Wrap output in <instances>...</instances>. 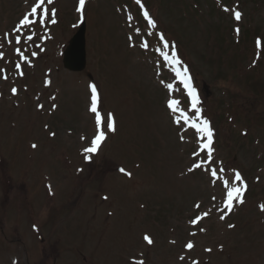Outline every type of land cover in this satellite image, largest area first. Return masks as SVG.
<instances>
[{
  "label": "rangeland",
  "instance_id": "obj_1",
  "mask_svg": "<svg viewBox=\"0 0 264 264\" xmlns=\"http://www.w3.org/2000/svg\"><path fill=\"white\" fill-rule=\"evenodd\" d=\"M141 1L85 0L82 18L79 0H54L55 23L38 11L17 32L37 0H0V264H264V0ZM82 21L86 68L70 71L63 52ZM161 34L190 71L199 114ZM93 84L116 130L86 153ZM203 120L211 159L191 127ZM225 180L243 190L231 212Z\"/></svg>",
  "mask_w": 264,
  "mask_h": 264
},
{
  "label": "snow or ice",
  "instance_id": "obj_2",
  "mask_svg": "<svg viewBox=\"0 0 264 264\" xmlns=\"http://www.w3.org/2000/svg\"><path fill=\"white\" fill-rule=\"evenodd\" d=\"M135 2L138 5H140L141 8H143V4L141 3V0H135ZM53 3H54V0H37L35 5L31 7L30 11L20 20L19 27L16 29V31L19 32L20 27H27L31 24L36 23L37 21L31 20L30 17L36 16L38 14V11L40 13V19L38 21L39 23L43 24V23H45L46 20H51L52 23H55L56 22L55 21V16H56L55 8H49V7L45 6L46 4L52 5ZM77 11L81 13L82 18H83V14L85 11V0H79V6L77 8ZM225 11H228V9L225 8ZM234 15H235V19L237 21H239L241 19L242 14L239 11H236ZM143 16L147 20L148 25L150 27H152V28L156 27V21L149 15L147 10H145L143 12ZM236 31L239 32V29H237ZM8 35H9L8 33H5L6 39H7ZM27 39L29 41H31L33 39V37L30 35L27 37ZM160 40L163 41V47H165V48L169 47V42L164 39L163 34L160 35ZM15 42L17 44H19L21 42V38L19 35H16ZM9 43H11L10 40H9ZM257 45L260 46L259 40L257 41ZM143 47L147 48L148 45L145 43V44H143ZM172 48H173L172 57H171V59L168 60V62L171 63L172 65H174V71H175L176 77L179 78V81L183 85V88L187 91V96L191 98L192 109L194 110L195 113L199 114L200 108L197 107V105L199 104V98H198L196 89L192 85L191 76L188 73L187 67H184L182 71L180 70V68L175 67L176 65H180L181 61L179 60V58L177 57V55L175 53V45H172ZM16 51H17V53L20 54L21 59H25V60L27 59L26 57H24L23 53L21 52V50L19 48H17ZM32 55H36V53H32ZM162 55L165 56V59H168L167 53H162ZM2 58H3V53H0V59H2ZM16 67L19 68L20 65L17 64ZM21 74H23V73H21ZM6 78L7 77H5V79ZM167 87L170 90H172L174 88V86L172 84H168ZM12 92H13V94H16L17 89L12 88ZM91 92H92V104H91L90 110H91V112H93L95 114V122H96L97 131H96L95 137L91 141V147L85 149L86 153H95L98 150L101 143L106 139V131L107 132H115V130H116L115 119H114L113 115L111 113H108L107 117L105 118L98 111L97 103H98L99 94L97 92L96 85H94V84L91 85ZM179 104H180L179 100L170 99L168 101V108L171 109L173 112H176L179 108ZM181 115L184 117V122L189 123L190 117L183 111H181ZM191 127L195 128L197 130V132L204 133L206 135L208 143L204 147L208 149V157H209V159H211V155H212V149H211L212 130L209 127V122L207 120H203L200 124H197L195 121H192ZM33 147H36V146L33 145ZM87 158L88 157H86V159ZM195 167L200 168L201 165L196 164ZM120 171L122 173H125L128 176L131 175V173H126L123 168H121ZM211 175L214 177L217 176V171L215 169H213L211 172ZM235 180L238 182H242V177H241L239 172H237L235 174ZM224 186L227 190L226 199L224 201V208L227 209L229 212H231L233 209V206H234V201L238 202L240 204L244 203V200L241 198L243 190L241 187L230 185V182L227 180L224 181ZM105 199H106V197H105ZM195 207L199 208L200 205L197 204V205H195ZM261 210L264 211V205H261ZM208 215H209L208 212H204V213H202V215L197 216L195 219H193L191 221V223L193 225H196V224H198L199 221H201L204 217H207ZM224 218H225V216L222 214L220 216V219L223 220ZM228 227L233 228L235 226L232 224H229ZM200 230L204 231L203 228H201ZM144 239L149 245H151L153 243L152 239L150 237H148L147 235H145ZM186 247L189 250H191V249H193L194 246L191 242H189L186 245ZM207 251H211V249H207ZM180 259L183 260L184 257H181ZM138 264H143V261H139ZM193 264H196V262L193 261Z\"/></svg>",
  "mask_w": 264,
  "mask_h": 264
},
{
  "label": "water",
  "instance_id": "obj_3",
  "mask_svg": "<svg viewBox=\"0 0 264 264\" xmlns=\"http://www.w3.org/2000/svg\"><path fill=\"white\" fill-rule=\"evenodd\" d=\"M64 66L71 71H82L86 67L85 24L71 39L64 52Z\"/></svg>",
  "mask_w": 264,
  "mask_h": 264
}]
</instances>
